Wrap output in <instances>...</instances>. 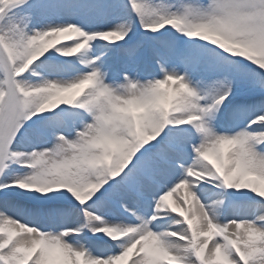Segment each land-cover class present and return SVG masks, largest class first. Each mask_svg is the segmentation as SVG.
<instances>
[{
	"label": "bare ground",
	"instance_id": "obj_1",
	"mask_svg": "<svg viewBox=\"0 0 264 264\" xmlns=\"http://www.w3.org/2000/svg\"><path fill=\"white\" fill-rule=\"evenodd\" d=\"M67 1V0H65ZM99 0H80L78 2H74V5L71 8H66L64 3L60 4L59 6H56L55 8L51 9L53 11L52 16L50 17H40L38 20H55V19H63V20H69L72 21L73 17L82 20L83 22L91 23L94 22V20L88 18L87 12L92 10V7L98 5ZM43 5H47L48 1ZM54 4L49 5L46 10H49L52 8ZM42 5H39L41 7ZM7 7V6H6ZM5 7V8H6ZM142 6L139 5V2L137 3L136 12L139 17V19H142V15L140 14V9ZM37 11H39V9ZM60 9L62 10V13L60 12ZM49 10V11H51ZM115 5L114 1L110 3V10L108 11L109 14H111V17L114 19V21L117 23L120 27H127L130 23H132V16L128 9V14H126L124 11H122V14H119L117 12V16L112 15L115 13ZM38 12H35L34 15H38ZM157 15H149L147 17V21H153L156 19ZM5 18V14H3L0 17V22H2ZM105 20V19H104ZM37 26V25H36ZM39 26V25H38ZM173 26V25H172ZM55 27V26H51ZM33 28V24H31L27 30L26 33H29L31 29ZM181 28V27H180ZM1 29V25H0ZM176 28L171 27L167 33H165L164 37H162L160 40L164 41L166 43V49L164 52V55L162 57L159 55V60L163 62V64H160L161 67H159L158 71L155 73H159L160 71H163L165 69H170L174 67V64H171L170 62L166 61V57H168L171 54H176V60L174 62L178 63L177 68L179 72L182 73L184 71L186 73V78L188 81L192 84L196 85L195 77H193L192 70L189 69V58L190 56H194V54H201L203 55L201 57L202 63L200 67L205 68L208 66V63L213 59L211 56V51L202 48L200 46H190L180 49L179 43L180 40L185 38V32L183 34H177L176 31H174ZM183 28H181L182 30ZM35 31V29H34ZM33 31V32H34ZM57 36H62L63 38L60 39V44L58 47H56L53 51H58L62 53V49H66L69 51L71 48L70 42H68V38L70 36V33L67 34H57ZM110 41L105 43L104 41L99 42H93L91 45H87L85 47L86 50H83V52L79 55L82 56L84 54H87L88 56H93L95 59L90 58L92 61L89 63H81L79 61L80 66L68 68L66 67V64H63L61 62H53L50 60V58H44L39 53V57L34 61L31 66L29 67V72L32 74V82L29 83L28 88H35L37 90L35 95H27L25 98V105L26 106H33L36 99L40 98L43 94L49 93L56 86H59L63 84V82H66L77 75H87L85 77H90V72H94L96 76L98 74L101 75L99 78L100 81H102L103 84H107V86L110 88L108 99L110 102H118L121 97L125 96L126 94H132V90L129 86V83L136 82V85L133 90L137 91L138 94L147 95L148 98H152L154 102V108L152 113L148 116H145L146 121L143 123L144 130L148 131L153 130L155 132H161L164 124L162 123V117H166V113L162 111L161 105L165 102L167 105L172 102V105L175 106L171 110L176 109H182V111L187 110L186 107L189 105H195L196 102L192 99H186L179 97L178 94V88L176 85L170 86L168 85V88L165 90V92L160 91H152L151 93H146V91H139L141 89H144L146 86L145 80L149 78V74H151V71L148 69L141 70L140 68H130V59L132 58L133 62H136L141 58L142 60V54L143 51H140V48H142V44L138 43L136 40L133 43H127L125 45L117 46L119 49V52H121L119 58V62L116 60H113V62H106V58H104L103 53L108 51L110 48L109 44ZM70 44V45H69ZM64 47V48H63ZM149 50L151 52V55L155 54L156 50L152 47L151 42L149 45ZM50 53L52 56H61L59 54ZM195 55V56H196ZM51 56V57H52ZM215 56V55H214ZM0 58L2 61H4V54H2V51L0 50ZM77 58V57H76ZM75 61H78V58ZM214 58H217L219 60L221 59L219 56H216ZM82 59V58H81ZM66 63V62H65ZM68 63V62H67ZM117 64V65H116ZM116 67H119V70L116 71ZM201 69V68H200ZM208 69V67H207ZM27 73L22 77L24 78ZM242 69L238 71H234L232 74L234 76L235 84L238 87V83L241 82V80L245 77L241 74ZM62 72L61 75H56V73ZM200 72V70H199ZM211 72V71H210ZM144 73H147V77H144ZM198 73V72H197ZM196 73V75H197ZM248 73V72H247ZM122 74V76H121ZM250 74V73H248ZM21 78V79H22ZM210 78V77H209ZM209 78H206L201 83L197 82L199 84V89L204 95H208L210 92L214 90V86L210 84ZM128 79H131L129 82ZM150 79V78H149ZM11 81L10 79L8 80ZM1 83V82H0ZM61 87V86H60ZM81 93L80 99L77 100V103L81 105V109H86L89 114H93L98 108L103 109L107 107V103L100 101L99 103L95 102L94 99L91 96L92 89H86V90H80L73 92H68L66 95H64L60 99H64L67 102L70 101L73 93ZM173 95V96H172ZM103 102V103H102ZM59 102H55L52 104V110L48 113L47 116L44 117L42 120L43 123L49 119V123L47 126L38 129L37 127H32V129L28 132L30 134L33 133V136H30V139H28L26 142L20 141V143H14V153L12 156L16 157L18 154L16 153L17 149L22 148L27 150V155H35L42 160L46 159V155L48 150L43 148L41 146L40 139L45 137L46 135H55V133L60 129L63 132V136L60 137L59 142V154L56 157L47 156L48 159H51L55 162H60L58 159L61 158L63 155V160H71L76 152V146L77 140H82V138H87L90 135H92V131L96 132L97 135L103 134L101 132H105L106 126L104 124H99L98 122H94L92 125H90V132L89 134H86L85 132H82L80 135H73L70 132V129L73 127H84L85 125L84 118L80 117L81 114L76 113L74 116L70 115L66 111L64 112L66 114L65 119L61 117V113H56L54 110L56 109V106H58ZM234 106V108L230 111H228L227 115H230V113L234 110H238V113L240 115L247 114L255 111L262 112L264 111V99H255V100H247L243 101L241 103H235L231 105L230 107ZM109 107V106H108ZM229 107V109H230ZM170 110V111H171ZM212 115V114H211ZM61 117V119H59ZM169 119H176V117L170 116ZM180 119V118H179ZM128 118L121 116L119 118V123H128ZM178 120V119H176ZM174 120V121H176ZM208 121H210V129L208 132L209 136L214 134L215 130H221V127L224 125L227 130L229 131L228 134H226V137L224 139H221L220 143H224L228 147V163H229V169L232 170V172H237L238 169L235 168V160L239 158H243L244 161L246 159H249L252 155L255 159V162L260 166V168L264 169V153H260L255 149V144L258 142L257 138L251 134L244 132L243 129H241L238 125H231L230 123H227L226 121H222L220 117L217 116L213 117L210 116L208 118ZM42 123V124H43ZM90 124V122H89ZM209 125V124H208ZM63 127V128H61ZM105 127V128H104ZM254 126L253 128H255ZM34 128L36 130H34ZM256 130L261 133V135L264 138V124L263 122H259L258 126L256 127ZM207 131V129H206ZM205 131V132H206ZM173 132L170 133L171 136H173ZM199 140H202V144L199 142ZM183 142L185 147L192 148L190 143H194L195 145L200 143L199 146H202V148H206L210 142H207L203 139V134L195 133L192 130V127L189 128L187 131L183 132ZM238 144V145H237ZM31 146H36V149L30 150ZM191 146V147H190ZM86 142L83 141V150H86ZM17 150V151H16ZM198 151L189 150L188 153L181 155L176 154L175 157L177 160H179L180 163H178L177 167L171 168L166 167L163 168L161 165L156 161H151L149 168L151 169V173L149 174L153 175L154 178L159 179L163 186H165L169 181L175 178H179L181 176V169L182 167H185L186 169H190L192 174H195L197 171L202 170L205 166V164L202 162L200 157L196 154ZM174 154H171L173 156ZM241 160V159H240ZM22 162V161H21ZM63 164V163H62ZM244 164V162L241 164V166ZM45 167L42 166L39 169H35L33 171L28 170H16L12 167L8 169V172H5V180L8 181L9 177H13L12 179H20L21 177H39L43 175L45 171ZM231 167V168H230ZM63 168V165H62ZM18 171V173L16 172ZM141 176V175H140ZM135 180H141L139 177L135 178ZM2 185H6V182H3ZM6 189L4 192L3 197H0V225L3 226L1 228H4L5 231H19L22 232V230L29 231L30 233L24 232V234L20 238H15L13 243H11L12 247H16L19 244L22 245L23 249L27 246H37L36 243L38 241L36 236H32L31 234L36 233L37 228L26 226L22 223L21 220H17V217H14L13 214L18 215V217H21L23 220H34L36 225H45L53 229V233H58V230L56 231L57 227L61 225L62 223H68L73 227V229H79L84 228L83 225L85 223H91L95 224L98 222V218L94 214L93 211L100 212L106 216L110 212H106L101 207V200H97L92 205L85 207L84 209H79L76 207V209L79 211L78 214H74V217H68L64 210L65 208L73 209L75 205L72 203H69V198L59 197L57 194V191L53 192H45L42 193L40 198H46L48 199L49 203L45 206H34L30 201L28 195H30V190H28L26 187L15 184V185H6ZM162 186V187H163ZM139 187L144 190L146 194H150L153 196L158 188H155L149 183H141L139 184ZM264 189L262 188V193L264 194ZM184 193L188 199L189 202V208H190V218L189 223L190 227L183 224L184 222L182 219H179L178 217L172 215L169 212L163 211V205L158 202L157 209L160 210L159 216H161L162 220L160 224H154L152 222L149 223V220L143 213L136 214L133 218L127 220L122 219V223H131L130 227H134L135 232H141L144 231L146 236V241L144 246H147L150 250V253L144 257H139V255L135 254L133 256L127 255L125 251V246L123 244L124 241H112L109 235L104 234L100 237L99 240L102 241L101 244H99L96 248L90 251L89 259H86L84 264H120L122 261H127L128 264H161L160 263V257L162 254H173L177 255V257L192 260V254L194 252V249L196 247L193 238L196 236H201L197 240V243L201 241L202 237L210 233V229L207 223V219L211 220L212 218L218 217V218H238V215L233 212L232 210L228 209L225 210L221 204H220V198L219 194L215 192L213 189L207 188L203 185H197V182L193 180L191 177L186 178L183 177V183L180 186L179 189L176 190V194H173L172 200H173V206L178 212V215L183 211V206L180 204L178 198L181 193ZM12 196V197H11ZM178 196V198H177ZM13 197H17L21 202L15 203L16 205L13 206ZM28 197V198H27ZM35 198H39L38 196H34ZM27 198V199H26ZM124 201L127 204H131V201L127 198L124 199ZM239 203H243L244 200L237 201ZM133 208H137L136 205H132ZM147 206V205H146ZM44 208V212L40 213L39 208ZM54 208L55 214H52L49 208ZM16 208V210H15ZM28 208L32 209L31 214L27 216V214L21 212L20 210ZM257 213H256V212ZM180 212V213H179ZM242 212V211H241ZM10 213V214H9ZM25 214V215H24ZM73 215V214H72ZM79 217L81 218H78ZM116 215V214H114ZM148 216V214H147ZM225 216V217H224ZM244 216H252L251 222H243L242 224H238L235 222H230L229 227L231 230H229L230 236L227 235L228 243L230 241L235 240L234 242L237 243L239 246L243 244H246L250 242V240H256L260 238H264V204L257 203L256 207H247L245 208ZM116 216H112L111 219L114 222H120L118 219L114 218ZM154 217L151 219L153 220ZM225 218L226 220H228ZM84 220V221H83ZM228 222V221H226ZM89 227V225H87ZM22 229V230H21ZM226 231V230H225ZM40 232V231H39ZM140 234V233H139ZM180 236L186 237V240L183 242L179 238ZM65 239L64 243L61 245L62 250L61 253H59L58 257H55L53 255L48 254L49 251L52 249L49 245H45L44 248L41 250V252L36 256V260H38L41 264H51L54 260L62 261L63 254L68 251H71L73 248L81 247L82 243L80 240H75L74 237L71 234L65 233ZM225 236V233L222 235ZM233 238V240H232ZM235 238V239H234ZM2 237L0 236V240ZM75 240V241H74ZM74 241V242H73ZM108 242V243H106ZM42 244V243H41ZM140 246L138 247L139 250ZM229 248V247H228ZM224 246V240L222 237H215L213 238L211 244H210V251L213 250L212 253L216 251H219L218 254H226V250L228 249ZM88 249H90L88 247ZM92 249V248H91ZM90 249V250H91ZM230 254H232L230 248H229ZM68 254V253H67ZM116 257V258H115ZM174 259V258H172ZM112 260V261H111ZM91 262V263H90ZM234 262H237L236 260ZM239 264V263H238Z\"/></svg>",
	"mask_w": 264,
	"mask_h": 264
},
{
	"label": "rangeland",
	"instance_id": "obj_2",
	"mask_svg": "<svg viewBox=\"0 0 264 264\" xmlns=\"http://www.w3.org/2000/svg\"><path fill=\"white\" fill-rule=\"evenodd\" d=\"M43 1H45V0H35L32 3H29V0H16V1L12 2L7 8V12L5 14L4 20L0 23V25H1L0 39H3L7 43L13 44L14 42L20 43V41H23L24 37L26 39V38L30 37L31 35H33V33H34L33 29H31V31L29 33H26L25 31L30 26V23H32L33 25L37 24V19H38L39 15L38 16L34 15L35 14V7L37 5H40ZM113 1H114V5H115V10H116L115 13H113L114 16H117V12H119V14H121L122 11L127 12L126 11L127 10V7H126L127 4H126L125 0H113ZM129 2H132L134 5H137V3L139 2V5L142 6L140 9L141 10L140 14L142 15L143 19H140L141 21H147L146 19L149 15H154V16L155 15H165L167 13H175V14L184 13V14L189 16L190 21L212 20L214 18H223V16L229 15L227 17H230L234 22H236V24H237V26H239V28H247L248 29V31L250 33H248L247 36L249 38L250 37H253V38L258 37L260 39L264 38V29H262V33H259V31H258L260 28V27H258L260 18L263 20L264 0H130ZM102 3H103V0H99L98 6L95 7V12L92 13V15L94 17H98L97 13L101 10ZM39 13H40V15H45V14H46V16L48 15V11L39 12ZM109 21L112 23H115L112 18ZM60 24H61V22H60ZM263 24H262V27H263ZM53 38H55L56 40L58 39V37H53ZM3 40H2V42H4ZM143 40H144V38H141L139 40L141 42V44L143 43ZM54 42H57V41H54ZM153 42H154V46H155L156 50L162 49L161 44H159L160 42H155V41H153ZM182 46H184V42H183V40H180L179 47L182 48ZM66 52H67L66 49H64L62 51V53H66ZM80 61H82V63H85L86 61L90 62V59L89 58L87 59L86 55H84L82 57V59L80 58ZM192 61H193V59L191 57L189 60V69H191ZM138 63L139 64L141 63L140 59L138 60ZM212 63L215 64L213 61H211V64L209 63V65L211 67H212ZM219 63L220 62L218 60H216V64L218 65ZM226 65L227 64H224L225 68H226ZM227 67L232 68V69L238 68V66L233 62L229 63V65H227ZM242 70L243 71H241V74L244 75L245 77L241 80V82H239V86L249 84V83L253 82V79H254L251 77L252 76L251 74L250 75L247 74V72H249V70H246L245 68H243ZM174 72L177 73L176 70H169L168 71V73H174ZM206 72H207L206 69L204 71H200L199 76L201 77V79L204 78V76L206 75ZM232 72H234V71H232ZM7 73H8V69L6 67V64H4V63L0 64V82H1L2 78H4V75ZM30 73H28V75L26 77H24L20 80H17L12 87V103H11L10 108H9L10 115L8 116L5 127H3L2 131H1V138L5 137V139H4L3 143L0 145V169H1V166L4 164V161H3L4 152L7 151V153H9V152L14 153L13 147H12L14 142H18V141L19 142L20 141L26 142L28 139H30V136H33V133L30 132V134H29L28 133L29 130L27 129L26 132L24 133V135H22V136L19 135L17 138V130H16V127L21 124L20 115H21V111L23 110L22 108L24 106V104H23L24 101H22V99H24V96L19 97L15 92V87L18 86L20 89L23 90V88H24V90H26L29 83L32 82V74H30ZM90 73H91L90 76L94 75V72L91 71ZM251 73L253 74L252 71H251ZM88 75L89 74H87L85 76H88ZM212 76H213L212 83L218 89H219V86H222V85L231 86V82H234V80H235L234 78L227 76V74L224 73V69L222 67H219L216 69V71H213ZM97 77H99V76H97ZM80 78H82V76H76L75 78H72L66 82H63V84L56 86L54 88V91H51V92L54 93L57 89H59L58 87L68 85L72 81H77ZM257 79H259V78L257 77ZM149 81L150 80H148V82ZM185 83L188 84L187 82H185ZM131 84L134 85V83H131ZM25 85L27 86L26 88L24 87ZM149 85H150V83H148V86ZM99 86L110 89L107 86V84H103L100 81L98 86L95 89H93V96L95 98H97L96 89H98ZM0 87H1V85H0ZM47 94L48 93H45L37 101L35 100L36 101L35 104L38 103L41 99H43L45 97V95H47ZM101 101L107 102L108 104L110 103V102H108V98H105L104 100H101ZM35 104H33V106ZM8 105H9V103L6 104V107ZM2 108H3V106H2ZM105 109H108V108L105 107ZM84 110L86 111V114L84 115L83 118L88 117L89 121H91V122H92V120H94V121H99V123H103L102 117L105 116L107 113L106 110L98 108L91 115L88 113V111L86 109H84ZM76 113H79V112L78 111L72 112V114H76ZM79 114H81V113H79ZM255 114L258 115L257 113H251L249 116H244V117H240V118L232 116L229 118V120L234 121L233 123L238 121V123L240 122V126H242L244 121L246 119H248V117H250V116L253 117ZM259 114L264 115V112L259 113ZM61 116L64 117L63 114H61ZM214 117L217 118V116H214ZM42 123L43 122L37 123L36 127L38 129H41V128L47 126V124L49 123V119L47 121H45V123H43V124ZM92 124L93 123H91V124L86 123V125L80 129L79 128L78 129L72 128L70 132H72L73 135H77V136L80 135L82 132L89 134L90 125H92ZM194 126H196V125H194ZM195 129L196 128H194V130ZM93 133H95V132H93ZM93 133H92L91 137H87V138L84 137V138H82V140L81 139L77 140V143L75 145L76 146V152H75L74 157L72 158L73 161L68 160V159L63 160V155L61 156L60 159H58L61 162H66V161L69 162V164L63 163L64 167H66V165H69V167H70L69 173L66 175V177L73 175L75 179L86 180L84 178L87 176L83 177L82 175H79L78 172L81 171V169H80L81 161L84 160L88 154H90V153L84 152L83 141H85L86 143L91 142L96 136L95 135L94 137H92ZM215 133H216L215 136H213V135L212 136H205L204 139H207L206 137H209V138H212L211 141L215 142V141H217L218 138L223 137L225 135V133H229V132L227 131V129H224L223 127H221V130L215 131ZM61 134H63V133L59 129L55 133V136L46 135L45 137L40 139L41 146L43 148H45L46 150H48L47 155H46V159L42 160L41 158H39L33 154L27 155L26 154L27 150L19 148L18 149L19 151L16 152L19 155L16 160L31 159V161L37 162L39 167H42L44 165L46 166L49 163H54V162H51V161H53V160H51L52 158L48 159L47 156H51L54 158L59 154V150H57V148L59 147L58 146L59 145V142H58L59 139H56V138H60L57 135H61ZM19 137H21V138H19ZM3 138H2V140H3ZM200 143L202 144V141H200ZM34 149H36V146L30 147V150H34ZM249 161L253 165L256 164L255 168H258V165L255 162V159L253 157H250ZM60 164H62V163H60ZM181 176H183V175H181ZM171 182H173V181H171ZM171 185H173V183ZM163 192L164 191H159L157 197H159L160 193H163ZM212 219L216 220L217 217L212 218ZM220 222L222 223V225L225 227L226 230H231V228L229 227V224L225 223L224 219L221 220ZM100 223H102V222H99V224ZM11 235H13V233L9 232V233L3 235L2 237L5 238V237L11 236ZM39 235H40V233L38 235H35V236H38L39 241L45 240V242L51 241V243H53L54 241H59L60 243H63V240L61 238H52L53 235L51 233H46L44 238H41V236H39ZM32 236H34V235H32ZM81 248H82V246H81ZM81 248L76 247V248H73L69 254L66 253L64 258H63L62 263L74 264L75 263L74 262L75 257L77 255V253H79ZM242 248L244 250V252H242V253L245 256H250V258L252 259L251 264H264V238H260L258 240H252V241L248 242L247 244H243ZM30 249H31L30 245L27 246L26 249H24V250L23 249L18 250V247L17 248L15 247V249L12 250L11 252L8 251L5 253H1L0 257H2L4 260L9 258L10 262H14L15 260H19V259L23 258L24 255H26L30 251ZM84 251H87L85 246H84ZM87 256H89V254ZM161 256H164V254H162ZM161 260H162V258H161ZM109 263L112 264L111 262H109ZM211 263L214 264L212 261H211ZM30 264H38V263L36 260H33ZM141 264H142V262H141Z\"/></svg>",
	"mask_w": 264,
	"mask_h": 264
}]
</instances>
